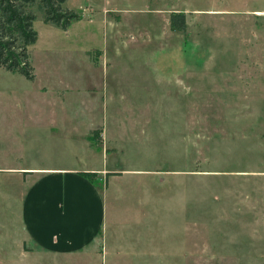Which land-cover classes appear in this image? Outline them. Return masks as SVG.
<instances>
[{"label":"rangeland","instance_id":"1","mask_svg":"<svg viewBox=\"0 0 264 264\" xmlns=\"http://www.w3.org/2000/svg\"><path fill=\"white\" fill-rule=\"evenodd\" d=\"M65 8L79 15L67 29L36 11L34 81L0 68V264L56 260L25 256L16 243L10 254L3 244L22 230L19 170L45 168L9 166L68 157L58 153L60 141L47 139L46 125L26 124L41 115L35 105L55 96L76 103L66 112L81 116V135L91 126L83 103L96 99V122L115 138L106 153L98 141L78 159L110 170L170 171L123 178L131 187L175 184L160 189L162 257L186 251L182 264H264V0H67ZM180 12L184 32L170 26ZM86 50L105 53L99 66L88 64ZM180 79L186 91L171 85ZM42 85L49 91L40 98Z\"/></svg>","mask_w":264,"mask_h":264},{"label":"crops","instance_id":"2","mask_svg":"<svg viewBox=\"0 0 264 264\" xmlns=\"http://www.w3.org/2000/svg\"><path fill=\"white\" fill-rule=\"evenodd\" d=\"M113 27L118 28L117 25ZM93 52H100V56L94 57ZM83 54L90 66H99L105 53L100 50H86ZM166 75L168 74L161 77ZM161 77H158L159 82ZM154 84L155 81L152 85ZM171 85L175 86V89H187L186 82L181 79L174 80ZM108 88L112 104L116 96L112 93L117 92L118 87L116 83L111 82ZM48 91L47 86L37 88L40 98L41 95L46 97ZM87 92L90 96L89 89ZM97 96L100 102H109L106 98L102 99L98 94ZM46 98L41 100L39 105H35L40 109L39 118L31 117L26 120V124H37L34 120H38L40 124L46 125L48 131L52 132L48 133L47 139L60 141L64 149L58 153L68 157L49 166H9L45 168L19 170L24 171L23 180L26 186L19 213L22 230L19 237L9 234L8 239H4V248L10 247L6 252L12 254L11 247L16 243L25 256L43 254L56 259L50 260L51 262L41 261L38 264L184 263L182 261L187 257L186 251L185 256H176L172 260L162 257L160 246V189L161 186L168 189L175 184L151 179L144 185L139 182L131 187L123 179L125 173L147 172L153 177L155 173L170 171L110 170L97 162L89 164L83 158L78 159L82 149H85L87 154V148L97 147L98 141L103 142L102 152L106 153L113 144L112 140H115L110 135L109 128L101 127V120L99 124L96 122L97 106L93 105L96 99L83 103H88L91 119L86 122L91 126L88 127V132L81 135V116L66 112L67 108L75 107L76 103L66 102L56 96L54 100ZM45 109L48 110L44 113ZM80 137L85 138L83 144L79 140ZM108 140L112 143L105 144ZM183 187L186 188L184 185ZM180 194L181 198L186 197L185 191L184 196L183 193ZM131 199L133 203L129 207L126 201ZM65 258L69 260H64Z\"/></svg>","mask_w":264,"mask_h":264},{"label":"trees","instance_id":"3","mask_svg":"<svg viewBox=\"0 0 264 264\" xmlns=\"http://www.w3.org/2000/svg\"><path fill=\"white\" fill-rule=\"evenodd\" d=\"M67 0H0V68L34 81L36 78L30 48L38 40L34 28L36 11L48 24L67 29L79 15L67 8ZM170 26L185 31L186 14L173 13Z\"/></svg>","mask_w":264,"mask_h":264}]
</instances>
